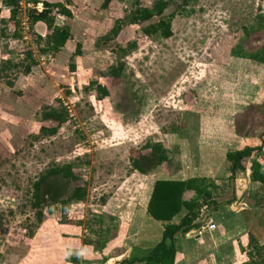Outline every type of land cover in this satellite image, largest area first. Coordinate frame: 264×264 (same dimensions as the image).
Instances as JSON below:
<instances>
[{
  "label": "rangeland",
  "instance_id": "rangeland-1",
  "mask_svg": "<svg viewBox=\"0 0 264 264\" xmlns=\"http://www.w3.org/2000/svg\"><path fill=\"white\" fill-rule=\"evenodd\" d=\"M74 2L72 37L57 53L41 52L44 23L20 25L17 38L8 22L0 24V264H118L107 248L120 227L141 213L161 175V166L149 175L132 168L131 159L149 155L147 143L163 144L174 170L187 163L213 184L226 181L228 145H204L234 131L231 150L241 149L247 142L239 133L264 123V0H171L164 12L165 18L175 14L168 39L142 33L157 17L141 25L124 20L135 0H111L108 9L104 0ZM154 2L138 0L147 8ZM1 18L8 20L2 0ZM115 19L122 24L112 38ZM63 22L57 15L53 26ZM37 36L44 37L39 44ZM132 43L136 48L122 55ZM27 49L36 66L25 75ZM5 61L17 67L5 69ZM119 63L120 77H110L109 67ZM95 82L107 88L106 98L99 100ZM249 108L256 114L248 116ZM50 113L65 122L46 120ZM65 165L84 186V200L66 210L58 203L51 214L44 210L39 223L32 186L49 169ZM51 186L65 200L76 184L52 177ZM259 235L254 231L248 238L263 243ZM152 236L143 231L141 239L150 246ZM131 245L124 242L116 253ZM241 251L227 245L200 264H243Z\"/></svg>",
  "mask_w": 264,
  "mask_h": 264
},
{
  "label": "trees",
  "instance_id": "trees-1",
  "mask_svg": "<svg viewBox=\"0 0 264 264\" xmlns=\"http://www.w3.org/2000/svg\"><path fill=\"white\" fill-rule=\"evenodd\" d=\"M75 0H67L65 4L61 3H44V10L42 13L31 16L29 23L34 25L36 23H44L46 25L45 35V48L41 52L55 51L63 48L65 43L71 39V26L68 20L72 18V13L68 7H72ZM16 2L17 0H2L4 7L8 8V20L5 18L0 19V24H5L15 28L14 36L20 37L18 28L20 27V21L17 19L16 13ZM111 0H104L103 7L108 9ZM171 0H155L152 8L140 7L138 0H135L136 7L131 11L124 20H128L130 24L141 25L154 18L159 20L150 24L142 29V33L145 36L159 35L163 39H168L172 36L173 31L171 27V20L174 13L168 17H164V12L169 6ZM84 6V5H83ZM64 16L66 22L61 26H53V20L55 16ZM164 17V18H163ZM114 27L108 33L112 38L116 37L121 28V19H115ZM37 44L43 40L41 36H37ZM136 48V44L132 43L127 46L126 49L121 50L122 55H126L129 51ZM25 66L23 72L28 75L31 72L32 67L36 66V61L33 57V51L27 49L25 51ZM6 67H17L11 64L10 61L3 63V68ZM122 72V64L119 63L115 66H110L108 73L112 78H119ZM95 91L98 93L99 100H102L108 96L107 88L101 83L95 82ZM11 85V83H9ZM256 114V110L252 108L248 109V116ZM46 120H54L57 126H61L64 122L65 116L62 115H51L45 116ZM254 122L253 120H248ZM248 126V125H247ZM262 128V132L259 137H264V123L256 128L252 127V130L241 131L240 137H252L255 133V129ZM57 127L47 131L48 134L52 135L55 133ZM144 149L149 150V155L140 154L138 157L131 159L132 168L141 175L152 174L159 166H161V172L166 174L167 172V154L163 144L154 143L146 144ZM261 147H246L242 150L232 151L227 153L226 159L229 163L230 177L233 178L236 172L245 171L249 160L253 153L260 151ZM142 162L149 164L147 167L142 166ZM260 164L255 160L250 166L251 179L254 182H258L263 186L264 193V175L260 172ZM60 178L66 182L71 181L76 184L72 194L65 200H61V195L58 188L51 186V178ZM81 181L73 173L71 165H65L54 169H49L47 172L39 176L37 181L33 184L32 190V203L31 207L36 211L37 222L41 223L44 216V210L46 213L51 214L54 211V206L60 203L63 209L66 210L70 204L82 202L85 197V188L80 185ZM78 184V185H77ZM57 190V191H54ZM190 195L196 196L197 200L192 201L187 198ZM216 202L211 198L210 194H207L203 188V182L197 179H191L188 181H156L147 205V214L153 220L157 222L167 223L164 226L161 240L152 249L145 251L141 256H133L128 260L122 261L120 264H173L175 256V242L173 238L174 234L181 232L183 234L188 233L192 229H198L200 222L194 223L199 219L202 211L209 206H215ZM185 212L184 217L179 223H171L173 218L180 213ZM264 228V227H263ZM247 246L242 249L241 253L246 257V261L243 264H264V242L259 243L254 237L248 238Z\"/></svg>",
  "mask_w": 264,
  "mask_h": 264
},
{
  "label": "crops",
  "instance_id": "crops-1",
  "mask_svg": "<svg viewBox=\"0 0 264 264\" xmlns=\"http://www.w3.org/2000/svg\"><path fill=\"white\" fill-rule=\"evenodd\" d=\"M70 8L71 7H68L71 11ZM60 17L64 18V22L62 23L63 25L67 20L64 16ZM66 43L64 47L66 46ZM59 50L57 52H59ZM51 52L57 53L55 51ZM222 132L228 139L224 138L223 141L217 139L214 141L216 142V145L215 143H211L213 142V140H211L209 141L210 144L204 146L210 150L215 148L223 150V147L227 144L228 146L226 148L225 155L229 152L237 151L231 150L233 141L237 138L235 132ZM256 132L258 131H255L252 137L239 138V140L247 142V145L245 144L243 148L238 150H242L246 147H261V150L253 153L246 170L236 172L233 178L230 177L229 163H227L228 167L223 168V177L226 178L225 180L227 183H225L226 181L220 182V180L216 179L213 180V184L208 183V175L196 174L194 172V168H189L187 163L183 164L179 171H176L173 169L174 167L172 168V162L170 161V158H168L166 174L161 172V175L157 176L154 184L159 180L185 182L191 179H197L203 181L205 188H209L208 192H210V195L216 202L215 206L205 208L199 219L194 221V223L200 222V227L198 229H192L186 234L180 232L175 242V256L173 264L207 263L210 260H214L215 257L219 255L222 248L227 245L234 246L238 251H241L247 246L248 236L254 231H260L261 235H259V238L264 240L263 186L251 179V171L249 170L250 164L256 160L260 164L261 174L264 175V137L260 138ZM218 134L219 132L216 135L218 136ZM199 145L203 146L202 144ZM154 184L151 187V191L146 201L141 207V213L131 224L123 222L124 226L120 227L119 234L116 236V239H114L111 246L107 248V250L113 251L111 257L114 259V262H117L118 264L133 256H141L142 253L155 247V245L161 240L160 238L164 226L167 223L157 222L147 214V205ZM187 198L192 201L196 200V196L194 195H190ZM184 215L185 212H182L175 216L171 223H179ZM210 225L214 226L212 231L208 229ZM143 231H149L151 235H153L152 238L155 239V243L153 242L150 246L145 245L144 239H141ZM156 239L158 240L156 241ZM126 241L131 242L132 245L130 248L125 251L119 250L116 253L117 250L115 248L121 246V244ZM140 241H143L141 245L139 243ZM137 249L139 250L138 252L136 251Z\"/></svg>",
  "mask_w": 264,
  "mask_h": 264
},
{
  "label": "built area",
  "instance_id": "built-area-1",
  "mask_svg": "<svg viewBox=\"0 0 264 264\" xmlns=\"http://www.w3.org/2000/svg\"><path fill=\"white\" fill-rule=\"evenodd\" d=\"M44 3L45 2L43 0H34V1L17 0L15 9L17 13V19L20 21V25L22 26L21 29L25 28L31 16L37 15L43 12ZM208 229L212 231L214 229V226L210 225Z\"/></svg>",
  "mask_w": 264,
  "mask_h": 264
},
{
  "label": "water",
  "instance_id": "water-1",
  "mask_svg": "<svg viewBox=\"0 0 264 264\" xmlns=\"http://www.w3.org/2000/svg\"><path fill=\"white\" fill-rule=\"evenodd\" d=\"M179 234H180V232L175 233L173 238L176 240Z\"/></svg>",
  "mask_w": 264,
  "mask_h": 264
}]
</instances>
